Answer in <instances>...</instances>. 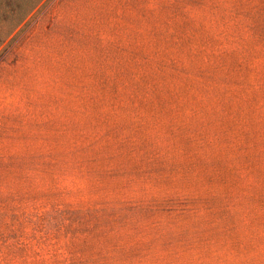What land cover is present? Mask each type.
<instances>
[{
  "label": "rangeland",
  "instance_id": "rangeland-1",
  "mask_svg": "<svg viewBox=\"0 0 264 264\" xmlns=\"http://www.w3.org/2000/svg\"><path fill=\"white\" fill-rule=\"evenodd\" d=\"M0 264H264V0H0Z\"/></svg>",
  "mask_w": 264,
  "mask_h": 264
}]
</instances>
